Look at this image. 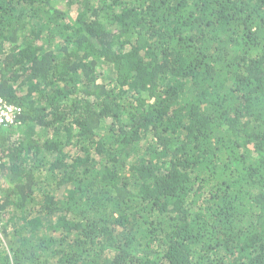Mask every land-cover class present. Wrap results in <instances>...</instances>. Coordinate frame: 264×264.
<instances>
[{
	"label": "trees",
	"instance_id": "1",
	"mask_svg": "<svg viewBox=\"0 0 264 264\" xmlns=\"http://www.w3.org/2000/svg\"><path fill=\"white\" fill-rule=\"evenodd\" d=\"M0 264H264V0H0Z\"/></svg>",
	"mask_w": 264,
	"mask_h": 264
},
{
	"label": "built area",
	"instance_id": "2",
	"mask_svg": "<svg viewBox=\"0 0 264 264\" xmlns=\"http://www.w3.org/2000/svg\"><path fill=\"white\" fill-rule=\"evenodd\" d=\"M22 108L19 104L9 102L0 96V125L8 126L14 124Z\"/></svg>",
	"mask_w": 264,
	"mask_h": 264
}]
</instances>
